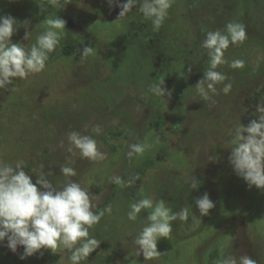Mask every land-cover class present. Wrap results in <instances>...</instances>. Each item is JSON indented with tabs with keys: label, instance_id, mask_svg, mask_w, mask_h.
Here are the masks:
<instances>
[{
	"label": "rangeland",
	"instance_id": "rangeland-1",
	"mask_svg": "<svg viewBox=\"0 0 264 264\" xmlns=\"http://www.w3.org/2000/svg\"><path fill=\"white\" fill-rule=\"evenodd\" d=\"M65 2L59 9L48 0H0V15L20 25L13 43L30 48L46 30L45 19L66 21L45 69L0 90V160L24 161L33 183L43 165L57 188L65 181L60 167H74L77 176L71 179L89 191L93 211L112 206L111 215L90 229L101 243L84 264H218L226 253L264 264V190L249 189L228 162L230 133L255 119L256 105L264 103V0H173L164 22L175 32L177 51L152 66L143 47L152 24L139 3L117 20L120 9L106 0ZM24 21L32 31L28 40ZM229 22L246 30L245 41L230 45L224 53L228 63L216 69L232 89L225 95L223 84H217L212 101H203L194 87L209 69L201 42L208 31L223 30ZM65 47L73 53L64 54ZM85 47L92 52L82 56ZM235 59L244 61L242 69L229 67ZM161 80L170 97L149 91ZM94 125L101 126V135L91 132ZM71 131L93 135L106 159L90 162L68 153ZM137 142L152 147L129 160L128 146ZM113 176L138 179L123 188L111 182ZM191 176L199 182L195 190ZM205 193L214 208L200 216L195 200ZM144 197L163 199L173 212L189 209L186 221L173 222L170 238L157 242L162 256L153 260L138 256L134 244L147 213L135 222L127 219L129 204ZM6 243L0 244V264H69L67 252L47 250L21 260L22 247L12 253Z\"/></svg>",
	"mask_w": 264,
	"mask_h": 264
},
{
	"label": "clouds",
	"instance_id": "clouds-1",
	"mask_svg": "<svg viewBox=\"0 0 264 264\" xmlns=\"http://www.w3.org/2000/svg\"><path fill=\"white\" fill-rule=\"evenodd\" d=\"M110 7L120 9L118 19L126 17L139 3V12L151 21L154 31H159L168 16L173 0H106ZM48 4L59 9L66 4L65 0H48ZM47 25L29 48L21 43H13L12 36L20 26L10 15H0V90L9 89L17 79L23 80L32 74L41 73L46 66L49 55L61 42L65 33L66 21L58 16H50L43 21ZM25 27L24 39L28 40L32 31H28V21ZM246 39L243 24L229 22L223 30L208 31L201 42L209 58V69L194 86L203 101H212L217 94V84H223L220 91L230 93L232 84L224 83L227 76L217 71L218 66L228 63L224 58L225 51L230 45L242 44ZM92 52L85 47L82 56ZM229 67L242 69L244 61L235 59ZM11 90V89H10ZM149 91L158 98L170 97L171 92L164 88V80L149 85ZM214 102V101H213ZM256 118L247 126L240 123L230 133V156L228 162L234 174L241 178L249 189L255 187L264 190V103H258L255 110ZM91 132L98 136L102 134L100 125H94ZM158 142V138H157ZM60 147H64L61 143ZM152 147L145 142H137L128 146L126 153L129 160L141 157ZM68 153L79 155L90 162H101L106 159L103 152L98 150L97 141L93 135H82L77 131L67 134ZM27 165L18 160L9 164L0 160V244L6 240V247L16 253L18 247L23 252L20 259H26L41 250L52 253L67 252L69 264H84L100 245L101 241L90 235V229L100 222L105 214L111 215L112 206L107 205L103 212H95L89 191L82 188L80 183L71 179L77 176V171L71 166H61L60 173L65 177L63 186L57 188L48 179L51 172L45 173L43 165L36 174L35 182L32 175L26 173ZM35 172L30 169V173ZM111 182L123 188L131 187L137 177L123 180L113 176ZM192 190L198 188L199 182L191 176L188 181ZM195 207L200 216H207L214 208L213 201L207 193L195 200ZM142 212H146V224L134 239L137 255H143L144 260H153L162 256L157 251V242L169 239L173 231V222L188 219V207L179 212H173L163 199L154 201L150 197L135 200L129 204L127 219L135 222ZM218 264H257L248 255L223 254Z\"/></svg>",
	"mask_w": 264,
	"mask_h": 264
},
{
	"label": "trees",
	"instance_id": "trees-1",
	"mask_svg": "<svg viewBox=\"0 0 264 264\" xmlns=\"http://www.w3.org/2000/svg\"><path fill=\"white\" fill-rule=\"evenodd\" d=\"M167 26L166 22H164L159 31H154L151 27L146 33V44L143 47L145 50L148 48L149 52L148 54H145V56H148L149 60L157 58L161 59L163 57L171 58L175 55L174 53L177 51L176 43ZM63 53L71 55L73 53V49L71 47H65ZM149 63L151 66L153 65L152 62ZM260 97L264 98V88L260 91Z\"/></svg>",
	"mask_w": 264,
	"mask_h": 264
},
{
	"label": "flooded vegetation",
	"instance_id": "flooded-vegetation-1",
	"mask_svg": "<svg viewBox=\"0 0 264 264\" xmlns=\"http://www.w3.org/2000/svg\"><path fill=\"white\" fill-rule=\"evenodd\" d=\"M169 32H170V30H169ZM170 33H171V35H172V34H174L175 32H174V31H172V32H170ZM171 58H174V56H173V57H171ZM161 59H162V58H161ZM161 59H160V58H157V59H152V60L150 59V61H149V62H152V63H153V61H154V60H155V61H156V60H157V61H160ZM147 62H148V61H147Z\"/></svg>",
	"mask_w": 264,
	"mask_h": 264
}]
</instances>
